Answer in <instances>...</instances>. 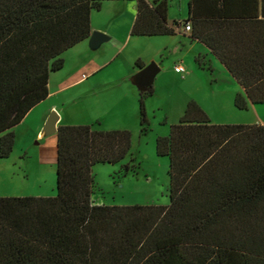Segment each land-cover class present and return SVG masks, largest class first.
Returning a JSON list of instances; mask_svg holds the SVG:
<instances>
[{
	"label": "trees",
	"instance_id": "obj_1",
	"mask_svg": "<svg viewBox=\"0 0 264 264\" xmlns=\"http://www.w3.org/2000/svg\"><path fill=\"white\" fill-rule=\"evenodd\" d=\"M104 1L0 0V160L14 150L15 127L49 96L65 52L90 38L92 12ZM133 1L134 35L177 33L169 0ZM259 5L190 0L183 22L242 86L240 110L264 104ZM154 92L140 93L143 134L151 129L146 98ZM57 138L58 194L0 196V264H264L263 123H215L190 101L170 133L157 137L158 155L170 160L169 205L94 201V167L126 159L130 130L64 124Z\"/></svg>",
	"mask_w": 264,
	"mask_h": 264
},
{
	"label": "rangeland",
	"instance_id": "obj_2",
	"mask_svg": "<svg viewBox=\"0 0 264 264\" xmlns=\"http://www.w3.org/2000/svg\"><path fill=\"white\" fill-rule=\"evenodd\" d=\"M188 2L189 0L172 2L170 11L175 12L178 18L183 20L187 16ZM178 37L179 40H185L181 36ZM142 40L136 48L137 51L144 53L147 61L154 57L158 47L149 43V40L155 39ZM188 48L180 44L179 49L174 51L172 46L156 54L150 61L156 62L161 69L153 82L154 94L146 98V110L151 127L146 134L141 131L138 98L124 99L121 115L116 113L117 110L113 107L116 99L112 98L107 88L100 92L91 90L90 96H85L78 103L72 104L70 112L82 116V121L86 122L91 117L100 118L103 124L99 122L92 124L96 128L112 127L115 120H118L121 121V126L125 127L118 129H128L132 132V149L126 159L114 164L101 163L94 167L97 188L93 199L96 202L108 205H169L170 160L166 156L158 155L157 137L170 133L171 126L180 121L190 101H197L215 123L252 124L259 121L264 124V104H255L248 110H240L235 105L236 94L243 90L238 81L218 63L213 66V72L207 68L208 66L201 69L190 56ZM133 50L128 47L123 54L99 72L97 77L104 82L128 74L131 66L139 60L136 58L131 63L129 55ZM184 54L187 55L186 60L182 58ZM176 65H182L186 72H178ZM57 143V133L35 138L28 129H23L11 156L1 160L2 192L11 193L13 196L35 195L45 189L50 196H56L57 159L54 152L56 156ZM21 163L24 164L26 172L20 168ZM12 164L15 169L17 168L16 171L12 169ZM126 164L131 166L130 171H124Z\"/></svg>",
	"mask_w": 264,
	"mask_h": 264
},
{
	"label": "crops",
	"instance_id": "obj_3",
	"mask_svg": "<svg viewBox=\"0 0 264 264\" xmlns=\"http://www.w3.org/2000/svg\"><path fill=\"white\" fill-rule=\"evenodd\" d=\"M169 1V22L170 24L178 27L177 33L173 35H134L132 33V28L137 17L138 5L137 2L133 0H106L103 2L102 8L100 10H94L92 12V33L94 31L104 32L109 35L110 39L101 43L97 47H93L91 45V34L90 38L78 43L77 45L65 52L64 67L61 70L53 72L51 74L49 80V96L45 100L40 102L38 105H36L34 108H32L31 111L24 118V120L15 127V144H17L20 138V134L25 128L28 129L35 138L44 137L47 134L45 133V128L51 125L50 118L52 114L58 115V120L55 124L58 128L60 125L64 124H93L95 122L103 124L100 118L91 117L90 120L84 122L81 119L82 116L70 112L72 111V104L74 102L78 103L85 96H90L91 90H93L94 92H100L104 91V89L107 88V90H109V92L111 93L112 98L116 99L115 104L113 106L117 110L116 113L121 115L123 113L124 108L123 100L126 98L128 99L129 97H134L138 98L139 102L140 93L143 91L135 83V75L142 69H144L148 64H150V61L155 58L156 54L164 52L166 49L171 48L172 46H174V51L179 49L180 44L188 46L190 56L195 59V62L201 69L206 68L200 66V64L197 62L198 56L204 62V65L210 66L212 68V72L214 71L213 66L217 65V63L219 65H223V67L227 69L226 66L217 58V56L205 43L192 37V30H186V25L183 22L189 15V2L187 16L185 19L182 20L178 18L175 12L170 11L173 5L172 2H175L176 0ZM259 1V17L264 18V0ZM180 3L182 4V2ZM180 12L182 13L183 10H180ZM178 36H181L185 40H179ZM143 38L155 39L149 40V43H151L153 46L156 45L158 47L154 57L147 61L145 60L144 53L137 51L136 48V46L141 41H143ZM128 47H130L131 50L132 48L134 49V54L132 53L129 55L131 63H133L134 60L138 58L143 60L145 66L140 67L135 63L131 66L128 74H123L110 81L105 80L104 82H102L101 79L97 77L98 73L105 69L113 60H116L121 54H123ZM186 57L187 55L184 54L182 57L183 60H186ZM177 66L182 65H176V67ZM183 77L185 78L186 75L184 74ZM251 105L253 106L255 104L251 103ZM254 123L261 122L257 121ZM118 128L125 127L121 126V121L115 120L112 127H106L104 129ZM55 139L56 138H54V140ZM54 157H56V159L58 160V152L56 153V156L54 152ZM13 165L14 164H12L11 167L14 171H16L17 168L15 169ZM21 167L25 172L27 171L24 169V164L21 163L20 168ZM0 195L13 196L11 195V193L2 192L1 186ZM50 195L51 194L44 189V191L36 193L35 195L33 194L17 196Z\"/></svg>",
	"mask_w": 264,
	"mask_h": 264
},
{
	"label": "water",
	"instance_id": "obj_4",
	"mask_svg": "<svg viewBox=\"0 0 264 264\" xmlns=\"http://www.w3.org/2000/svg\"><path fill=\"white\" fill-rule=\"evenodd\" d=\"M110 39L109 35H107L104 32L100 31H94L92 33L91 37V45L93 47L99 46L101 43L108 41ZM160 66L156 62H151L148 64L144 69H142L140 72H138L135 77L134 81L135 83L143 90L147 91L150 89V87L153 86V82L157 76V74L160 71ZM57 116L56 114H52L50 118L51 125L47 126L45 128V133H57L58 127L55 125L57 122Z\"/></svg>",
	"mask_w": 264,
	"mask_h": 264
},
{
	"label": "built area",
	"instance_id": "obj_5",
	"mask_svg": "<svg viewBox=\"0 0 264 264\" xmlns=\"http://www.w3.org/2000/svg\"><path fill=\"white\" fill-rule=\"evenodd\" d=\"M186 30H188V31L192 30L191 24L186 25ZM176 70L178 72H184L185 71L184 67H182V66H177L176 67Z\"/></svg>",
	"mask_w": 264,
	"mask_h": 264
}]
</instances>
